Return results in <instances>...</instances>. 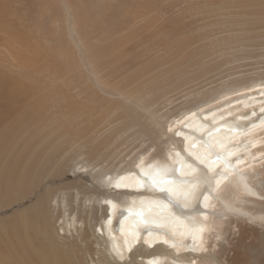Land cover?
<instances>
[{
  "label": "bare ground",
  "instance_id": "bare-ground-1",
  "mask_svg": "<svg viewBox=\"0 0 264 264\" xmlns=\"http://www.w3.org/2000/svg\"><path fill=\"white\" fill-rule=\"evenodd\" d=\"M170 1L181 0H0V182L30 187L41 167L29 176L18 171L22 163L43 157L63 166L69 151L93 170L110 163L117 137L138 134L157 146L154 154L95 173L113 185L97 225L124 259L118 264H231L223 255L229 246L231 261L241 248L256 250L249 264H264V81L248 79L215 103L153 124L146 94L132 86L138 65L108 80L97 71L105 56L119 71L153 25L150 15ZM208 6L224 13L229 31L243 33L264 0ZM174 30L170 45L155 33L172 59L187 45Z\"/></svg>",
  "mask_w": 264,
  "mask_h": 264
},
{
  "label": "rangeland",
  "instance_id": "rangeland-1",
  "mask_svg": "<svg viewBox=\"0 0 264 264\" xmlns=\"http://www.w3.org/2000/svg\"><path fill=\"white\" fill-rule=\"evenodd\" d=\"M209 1L165 2L158 15L156 12L150 15L154 17L153 25L142 31L136 48L135 44L129 46L119 71L115 63L109 61V56L97 64V71L104 80L111 79L114 72L119 76L138 65L132 86L146 94L142 101L146 107L145 119L153 124L178 118L186 107L215 103L213 100L228 89H237L239 83L248 79L264 81V10L254 17L256 20L248 31L240 33L229 31V24L224 22L226 16L216 7L208 6ZM161 13L169 17L158 22ZM174 28L181 30L183 37L179 39H185L187 45L172 59L175 51L165 49L164 54L159 50L162 39L155 33H163L164 43L169 44ZM139 62H143L145 68H139ZM141 137L138 134L117 137L111 145L110 163L106 161L93 170L83 167L78 153L69 151L62 156L66 161L63 166L43 157L41 163L30 164L28 160L22 163L18 171L29 176L34 165L41 167L36 184L30 187L17 181L1 180L0 245L3 246L0 264L123 262L124 259L114 257L106 243L107 236L100 233V225H97L101 206L106 204L103 199L114 189L113 185L99 183L95 173L102 166L117 171L142 155L154 154L157 146ZM101 174L107 179L108 170ZM21 222L31 226L30 232L24 229L29 234L19 228ZM48 237L52 238V244ZM247 242L253 241L248 239ZM239 251L242 253L239 252L234 261L230 260L236 254L231 246L223 255L231 264H249L256 250L240 248Z\"/></svg>",
  "mask_w": 264,
  "mask_h": 264
}]
</instances>
